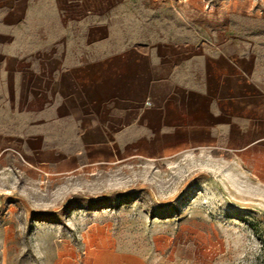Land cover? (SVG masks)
<instances>
[{
  "label": "crops",
  "instance_id": "0c3cea01",
  "mask_svg": "<svg viewBox=\"0 0 264 264\" xmlns=\"http://www.w3.org/2000/svg\"><path fill=\"white\" fill-rule=\"evenodd\" d=\"M139 145L264 188V0H0V162L60 176ZM85 264L169 263L106 244Z\"/></svg>",
  "mask_w": 264,
  "mask_h": 264
},
{
  "label": "rangeland",
  "instance_id": "374dc122",
  "mask_svg": "<svg viewBox=\"0 0 264 264\" xmlns=\"http://www.w3.org/2000/svg\"><path fill=\"white\" fill-rule=\"evenodd\" d=\"M126 151L60 176L0 162V264H85L106 244L169 264H264V188L237 161Z\"/></svg>",
  "mask_w": 264,
  "mask_h": 264
},
{
  "label": "built area",
  "instance_id": "2783aa9c",
  "mask_svg": "<svg viewBox=\"0 0 264 264\" xmlns=\"http://www.w3.org/2000/svg\"><path fill=\"white\" fill-rule=\"evenodd\" d=\"M156 1H160V0H156Z\"/></svg>",
  "mask_w": 264,
  "mask_h": 264
}]
</instances>
